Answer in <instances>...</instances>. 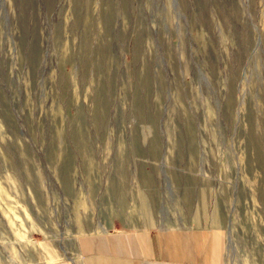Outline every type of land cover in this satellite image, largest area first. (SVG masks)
Segmentation results:
<instances>
[{
    "label": "rangeland",
    "instance_id": "374dc122",
    "mask_svg": "<svg viewBox=\"0 0 264 264\" xmlns=\"http://www.w3.org/2000/svg\"><path fill=\"white\" fill-rule=\"evenodd\" d=\"M178 226L264 264V0H0V264Z\"/></svg>",
    "mask_w": 264,
    "mask_h": 264
},
{
    "label": "crops",
    "instance_id": "0c3cea01",
    "mask_svg": "<svg viewBox=\"0 0 264 264\" xmlns=\"http://www.w3.org/2000/svg\"><path fill=\"white\" fill-rule=\"evenodd\" d=\"M71 258L36 264H226L222 227L178 226L83 234Z\"/></svg>",
    "mask_w": 264,
    "mask_h": 264
}]
</instances>
